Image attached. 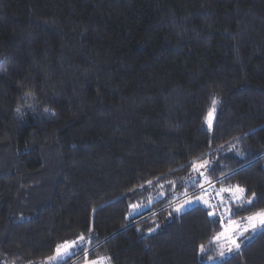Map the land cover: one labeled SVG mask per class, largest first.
I'll use <instances>...</instances> for the list:
<instances>
[{
	"label": "trees",
	"instance_id": "trees-1",
	"mask_svg": "<svg viewBox=\"0 0 264 264\" xmlns=\"http://www.w3.org/2000/svg\"><path fill=\"white\" fill-rule=\"evenodd\" d=\"M202 154L257 194L232 219L264 208V0H0V264L89 227V260L207 264L219 217L172 210ZM147 180L167 195L125 219ZM215 264H264V232Z\"/></svg>",
	"mask_w": 264,
	"mask_h": 264
},
{
	"label": "snow or ice",
	"instance_id": "snow-or-ice-1",
	"mask_svg": "<svg viewBox=\"0 0 264 264\" xmlns=\"http://www.w3.org/2000/svg\"><path fill=\"white\" fill-rule=\"evenodd\" d=\"M219 103L216 97L211 100L212 108L207 113V123L209 131L213 128V115L215 112L216 105ZM19 112L20 109L18 108ZM211 143V141H210ZM225 145H220L216 151H224ZM228 151H235L237 155L243 156L244 153L241 152L235 144L228 145ZM202 154L201 157L191 161V171L186 177L180 178L183 181V187L185 191L178 193L173 196V200L178 199V197H187L183 199L182 203H178L173 207V212L180 214L186 209L190 208L193 204L202 203L207 211V216L210 218L212 223H215V218L219 217L221 224V231L216 233L212 238L213 242L220 245L219 257L223 258L229 254L237 253L240 251L242 244L249 242L254 235L258 232H264V208H261L250 215L244 216L239 220H233L231 217L235 215L237 211H242L246 207L253 205L256 202L257 194L253 192L251 196L247 195V188L240 186L239 184L230 185L228 187H220L218 190L215 189V183H222V179H226L229 174L234 173H224L221 172V176L217 177L216 181L209 178L207 173L212 171L215 165V159H206ZM186 165H182L184 167ZM174 171V170H170ZM159 179V178H154ZM200 181L197 183V181ZM146 185L151 187L153 185V180H147ZM168 185L171 186L172 191H175L177 182L173 180L166 181ZM208 185V187H205ZM145 185H140L143 189ZM160 189H164L165 185H158ZM192 188L194 190H199L202 194L199 196H188L187 189ZM129 191L134 192L135 189H130ZM227 194V197L225 196ZM159 197H165L167 193L165 191H159ZM155 196H149L147 203L151 204L155 200ZM212 201H215L213 203ZM171 205V201H170ZM142 202L130 204L129 212L126 214L125 219L128 218L132 213L137 212L138 209L144 207ZM208 209H211L210 211ZM225 221L227 223L225 224ZM159 225H157V228ZM155 228H149L148 231L154 232ZM139 231V229H138ZM89 235L86 237L84 234H80L76 239L72 241H63L56 245L55 255L46 258V264H52V262L64 261L66 257L75 254L76 251H83L85 255V264H110L111 257H97L96 259H87L88 253L91 250V240L94 238L93 230L91 227L88 229ZM87 241V244H86ZM205 253V246L203 244L198 246V254ZM209 261H213L215 264L216 258L208 257Z\"/></svg>",
	"mask_w": 264,
	"mask_h": 264
},
{
	"label": "rangeland",
	"instance_id": "rangeland-1",
	"mask_svg": "<svg viewBox=\"0 0 264 264\" xmlns=\"http://www.w3.org/2000/svg\"><path fill=\"white\" fill-rule=\"evenodd\" d=\"M219 188H220V186H215V189H216V190H218ZM159 191H160V190L156 189L154 186L149 187V186H147V185H145V187H144L143 189H141V188L138 189V190H137V194L134 196L133 201H132L131 203H129V205H130V204H134V203L142 202L145 206H144V207H141L140 209L137 210V212L132 213V214L129 215L128 217L136 216V215H138L139 213H141V212L147 210V209L150 207V205H151V204H148V203H147L149 196H155V197H156L155 200H158V199L161 198V197H159V195H158ZM201 194H202V193L199 191V192H197V193H195V194L190 193V194H188V196H189V197L194 196V195H195V196H199V195H201ZM225 196L227 197V194H225ZM186 198H187V197H181V198H179V199H178V201H179L178 203H182L183 199H186ZM155 200H153V202H154ZM178 203H177V204H178ZM129 205H128V206H129ZM196 205L204 206L202 203H196V204H193L191 207L196 206ZM128 212H129V207H128ZM233 220H239V219H233ZM226 223H227V221H225V224H226ZM221 230H222V229H221ZM221 230H220V231H221ZM86 244H87V241H86ZM210 248H211V250H210V253H209V257H214V258H216L215 263L218 262V261H221V260L224 259L225 257L231 255V254H229V255H227V256H225V257H223V258H220V257H219V252H220V250H221V249H220V245L217 244V243H215V242H213V244H212V246H211ZM206 249H207V248H206ZM77 252H78V251H76L75 254H76ZM53 255H55V251H54V253H53L51 256H53ZM73 255H74V254H73ZM71 256H72V255L66 257L64 261H66L67 259H69ZM46 258H47V257H46ZM46 258H44V259H42V260H39V261L25 260V261H21V262L15 263V264H46ZM76 260H77V258L75 259V261H76ZM64 261L52 262V264H61V263H63ZM206 263H207V264H213L214 262H213V261H209V260H208V257H207V259H206ZM78 264H85V260H84L83 262H81V263H78ZM110 264H111V263H110Z\"/></svg>",
	"mask_w": 264,
	"mask_h": 264
},
{
	"label": "built area",
	"instance_id": "built-area-1",
	"mask_svg": "<svg viewBox=\"0 0 264 264\" xmlns=\"http://www.w3.org/2000/svg\"><path fill=\"white\" fill-rule=\"evenodd\" d=\"M205 187H208V185H205Z\"/></svg>",
	"mask_w": 264,
	"mask_h": 264
}]
</instances>
